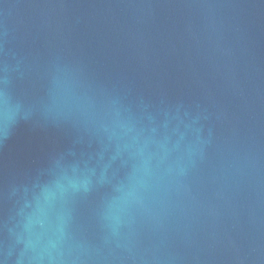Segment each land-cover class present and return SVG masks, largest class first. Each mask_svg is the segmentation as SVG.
<instances>
[{"label":"water","instance_id":"water-1","mask_svg":"<svg viewBox=\"0 0 264 264\" xmlns=\"http://www.w3.org/2000/svg\"><path fill=\"white\" fill-rule=\"evenodd\" d=\"M0 264H264V0H0Z\"/></svg>","mask_w":264,"mask_h":264}]
</instances>
